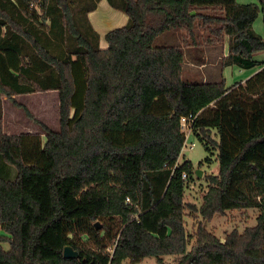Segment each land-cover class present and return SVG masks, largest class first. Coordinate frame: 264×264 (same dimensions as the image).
Returning a JSON list of instances; mask_svg holds the SVG:
<instances>
[{
    "label": "trees",
    "instance_id": "16d2710c",
    "mask_svg": "<svg viewBox=\"0 0 264 264\" xmlns=\"http://www.w3.org/2000/svg\"><path fill=\"white\" fill-rule=\"evenodd\" d=\"M101 1L0 0V264H264V0H107L128 21L106 48L89 18ZM169 31L182 48L155 47ZM216 44L219 80L186 81L184 50ZM227 67L259 71L226 87ZM52 91L58 131L5 133L4 98L31 117L15 96ZM191 117L210 153L199 166L219 163L199 207L186 190L200 177L179 161ZM249 209L257 224L242 233L205 225Z\"/></svg>",
    "mask_w": 264,
    "mask_h": 264
},
{
    "label": "rangeland",
    "instance_id": "374dc122",
    "mask_svg": "<svg viewBox=\"0 0 264 264\" xmlns=\"http://www.w3.org/2000/svg\"><path fill=\"white\" fill-rule=\"evenodd\" d=\"M241 5H258V0H237ZM100 7L97 15H93V20L97 24L96 30L101 36V46L107 47L106 34L114 29L122 28L127 24V20H123L122 16L126 17L123 12L115 11L117 15L111 17L104 9ZM98 17V18H97ZM98 20V21H97ZM96 25V24H95ZM253 30L256 34L264 39V15L261 13L259 18L253 25ZM155 47H180L182 43L180 33L177 31H169L159 36L155 41ZM227 45L216 44L214 46L201 45L198 49H185V68L184 79L191 83H203L209 81H218L222 74V64L227 54ZM254 59L259 62H264V51L254 55ZM202 64L205 67L200 69ZM254 70H241L237 67H227L224 69V78L226 87H232L236 83H245ZM205 78L208 80L206 81ZM17 104H21L27 108L32 115L28 116L27 112L16 106L11 100L3 99L2 109L4 114V131L9 135L32 134L42 136L45 142L46 138L43 134L40 125L37 122L46 124L51 129L58 131L60 128L59 116V99L58 92L35 93L30 95L15 96ZM191 144H195L193 149ZM216 154V152H214ZM210 153L206 151L203 144L194 136L191 135L182 151L180 163L191 162L197 174L202 172L199 179H195L194 183L189 185L186 190V200L189 204H194L199 207L202 203V197L206 192L207 185L204 176L218 174L219 163L216 156L212 157V164H204L199 166L200 162L209 157ZM258 211L254 209L243 211H231L226 215H218L211 223H205L209 231H213L219 238L224 239L226 234L233 230L243 232L248 227H253L257 224L256 217ZM202 220L201 217H197ZM196 222H199V221ZM188 229L192 231L195 220L188 218ZM4 235V233H0ZM85 241H89L88 237H84ZM4 248L7 250L9 246L6 244ZM163 264H176L177 258L166 256L163 258ZM142 264H160L156 258H147Z\"/></svg>",
    "mask_w": 264,
    "mask_h": 264
},
{
    "label": "crops",
    "instance_id": "0c3cea01",
    "mask_svg": "<svg viewBox=\"0 0 264 264\" xmlns=\"http://www.w3.org/2000/svg\"><path fill=\"white\" fill-rule=\"evenodd\" d=\"M105 7L104 9H105V11L111 16V17H114L115 15H117V14H115V13H117V12H115V11H118V10H115V9H113L110 5H109V3H108V1L107 0H102L101 2H100V4H99V6H98V9L96 10V11H94V12H92L90 15H89V18H90V21H91V23H92V25H93V27L96 29V28H98L97 26V24H99V21L96 23L94 20H93V15H97V13H98V11H99V9H100V7ZM125 15V14H124ZM98 18V17H97ZM122 19L125 21V20H127L128 21V18H127V16L125 17H123L122 16ZM96 24V25H95ZM98 30V29H97ZM103 48H105V47H103ZM227 48H228V46H227ZM228 50V49H227ZM226 55L227 54H225V57H226ZM203 67H205V64H202L201 65V67H199L200 69H202ZM257 71H259V69H255V71H253V74L251 75V77L255 74V73H257ZM205 80L207 81V79L205 78ZM0 233H2V231H1V228H0ZM1 235V234H0Z\"/></svg>",
    "mask_w": 264,
    "mask_h": 264
},
{
    "label": "built area",
    "instance_id": "2783aa9c",
    "mask_svg": "<svg viewBox=\"0 0 264 264\" xmlns=\"http://www.w3.org/2000/svg\"><path fill=\"white\" fill-rule=\"evenodd\" d=\"M195 118L191 117V118H182L181 123H182V128L183 131L186 134V141H185V145L189 139V137L192 135V124L194 122ZM195 147V144H191L190 148L193 149ZM188 176L186 174L183 175V179L187 180ZM128 202H130V200H127Z\"/></svg>",
    "mask_w": 264,
    "mask_h": 264
},
{
    "label": "water",
    "instance_id": "95a60500",
    "mask_svg": "<svg viewBox=\"0 0 264 264\" xmlns=\"http://www.w3.org/2000/svg\"><path fill=\"white\" fill-rule=\"evenodd\" d=\"M197 175H198L199 177H201V176H202V172H201V171H198V172H197ZM99 227H100V226L97 225V228H99ZM64 256H65V258H67V259H72V258H78V257H79L78 253L75 252L71 247H67V248L65 249Z\"/></svg>",
    "mask_w": 264,
    "mask_h": 264
}]
</instances>
